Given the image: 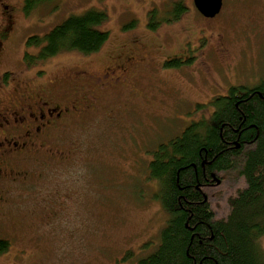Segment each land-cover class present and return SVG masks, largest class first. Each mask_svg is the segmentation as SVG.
Masks as SVG:
<instances>
[{
    "label": "rangeland",
    "instance_id": "obj_1",
    "mask_svg": "<svg viewBox=\"0 0 264 264\" xmlns=\"http://www.w3.org/2000/svg\"><path fill=\"white\" fill-rule=\"evenodd\" d=\"M89 10L107 16L96 25L109 32L101 50L28 62L26 54L37 58L43 45L27 44L30 36ZM14 19L15 33L0 42L2 80L26 82L15 84V96L42 91L71 112L61 130L44 136L63 163L36 176L35 188L15 182V208L0 206V238L10 241L0 264H124L127 250L147 255L168 217L147 171L150 152L207 114L214 97L263 79L264 0H224L211 19L192 0H50ZM127 56L134 57L130 73H105ZM170 60L176 63L166 66ZM84 72L93 74L84 79ZM70 146L82 149L81 165H70ZM240 178L225 174L209 189L219 217L228 213V196L245 185ZM44 204L57 215L40 220ZM259 245L264 251V236Z\"/></svg>",
    "mask_w": 264,
    "mask_h": 264
},
{
    "label": "trees",
    "instance_id": "obj_2",
    "mask_svg": "<svg viewBox=\"0 0 264 264\" xmlns=\"http://www.w3.org/2000/svg\"><path fill=\"white\" fill-rule=\"evenodd\" d=\"M46 1L29 0L26 13ZM174 9L184 10L179 3ZM106 17L89 10L70 16L42 37L30 36L27 44L43 45L37 58L26 54L28 62L63 52L88 55L101 50L109 32L96 25ZM257 89L259 93L240 97L234 86L229 96L214 97L210 115L192 120L169 141L160 142L159 151L150 152L154 158L148 162L149 178L161 183L156 195L168 212L166 226L154 250L144 256L127 250L124 264H264L259 245L264 236V81ZM204 107L199 103L197 109ZM223 173L244 178L245 185L228 196V213L219 217L205 184ZM9 247L10 241L0 238V256Z\"/></svg>",
    "mask_w": 264,
    "mask_h": 264
},
{
    "label": "flooded vegetation",
    "instance_id": "obj_3",
    "mask_svg": "<svg viewBox=\"0 0 264 264\" xmlns=\"http://www.w3.org/2000/svg\"><path fill=\"white\" fill-rule=\"evenodd\" d=\"M28 1L29 0H0V15L3 13L1 8L6 9L5 13L7 14L5 17L7 18L6 22L2 23L0 21V42H4L5 44L11 39L12 35L15 33V12H20L22 15H25ZM192 1L195 5L194 0ZM223 8L224 0L220 12ZM197 11L203 15L198 9ZM204 17L206 19L214 18ZM1 45H3V43H1ZM3 47L4 45L0 47V60L3 55ZM133 59V56H127V62H117V64L110 65V67L106 68L105 73L112 72L113 75L117 72L128 74L131 72L132 66H134V64L130 62V60ZM91 74L93 73L84 72L83 78L86 79ZM12 81L14 82L11 83ZM262 81H264V77L263 79H259L257 83L251 85L236 86L237 90H235L234 93H238L240 97L245 93H259L257 88ZM19 82L23 84L26 83L25 81H16L13 77L10 81L4 82L0 73V206L7 209L9 212L15 208V182L22 184L32 183L34 186L30 188H35L37 186V182L34 181L36 176L45 178L50 168L56 163H63L62 157L53 153L52 148L48 147L44 136L49 132L54 133L57 130H61V125L63 124L61 122L62 119L71 112V108L68 105L62 107L59 104L45 99V93H42V91H40L36 97H29L25 92H22L19 96L18 94L15 96V93H20L15 92V90L17 91V89H15V84H19ZM7 84L13 85L11 95L4 93V88ZM227 96H229V94ZM210 101H212V99ZM74 107V109L78 108L75 105ZM86 107L88 108L87 105ZM214 110V106L210 105L208 115ZM171 138L172 137L162 140L161 142H167ZM80 145L82 144L80 143ZM158 148L159 143L153 150L157 151ZM81 150L82 149L77 146L69 147L68 151L71 158L69 160L71 162L70 165H81L83 161V156L79 153ZM67 157H69L68 154ZM153 158L152 153L150 154L148 162ZM147 171L149 173V169ZM216 179L223 181L225 179V174L223 173L221 176L214 175L204 184L208 188L215 187L218 185L215 182ZM154 181L157 184L158 194L162 186L158 180ZM44 202L49 201L46 200ZM42 214L38 216L40 220H42L43 216L47 218L48 216L57 215L56 212L52 213L46 204L42 206Z\"/></svg>",
    "mask_w": 264,
    "mask_h": 264
},
{
    "label": "water",
    "instance_id": "obj_4",
    "mask_svg": "<svg viewBox=\"0 0 264 264\" xmlns=\"http://www.w3.org/2000/svg\"><path fill=\"white\" fill-rule=\"evenodd\" d=\"M197 9L206 17L217 15L223 4V0H194ZM219 183L220 180L218 179Z\"/></svg>",
    "mask_w": 264,
    "mask_h": 264
}]
</instances>
